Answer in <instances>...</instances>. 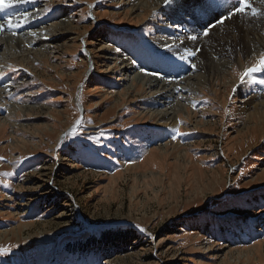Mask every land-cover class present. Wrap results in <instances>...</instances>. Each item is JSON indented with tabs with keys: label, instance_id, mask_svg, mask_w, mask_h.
<instances>
[{
	"label": "rangeland",
	"instance_id": "1",
	"mask_svg": "<svg viewBox=\"0 0 264 264\" xmlns=\"http://www.w3.org/2000/svg\"><path fill=\"white\" fill-rule=\"evenodd\" d=\"M129 2L23 0L0 11V23L15 24L18 5L21 17L34 8L12 30L40 28L34 36L50 41L46 55L0 61V248L9 249L0 264H264V114L248 116L264 95V66L239 78L264 50L224 77L211 73L202 90L181 89L180 78L199 71L175 70L179 44L167 45L187 27L169 41L158 31L173 27L168 9L196 23L186 0L147 13ZM219 2L209 3L211 25L225 19ZM62 19L72 28L50 36L44 28ZM115 53L136 72L171 75L159 109L180 100L179 116H149L156 98L104 59Z\"/></svg>",
	"mask_w": 264,
	"mask_h": 264
},
{
	"label": "bare ground",
	"instance_id": "2",
	"mask_svg": "<svg viewBox=\"0 0 264 264\" xmlns=\"http://www.w3.org/2000/svg\"><path fill=\"white\" fill-rule=\"evenodd\" d=\"M196 1H198L197 4H199L200 3L199 1H201V0H186L184 5H182V11L186 15H190L193 17L192 19L196 22L194 25L189 24V21L185 20L184 18H179L178 15H175L173 17V14H171L172 13L171 10L168 9L167 14L170 15L171 18H173V19L169 18V21H170V23L173 24V27H170L169 22H167L166 25H164L163 29L160 28V31H158V32H160L161 35L164 33L166 36H164L162 38L168 39V41H169L170 39L177 37L178 34L176 32L178 31L180 25L182 27H185V28L187 27V33H186L187 36L186 35L184 36L183 34H179V38L181 37V39L177 38L176 41H175V39H173V40L169 41V43L174 42V44L167 45L168 47L169 46L172 47V46H176V44H179L178 49L176 51V53H179V54H173L174 58H178V60H179V61H176L177 63H175L178 65V67L174 66L175 70H179V71L185 70V69L190 70L192 68L191 73L195 72L197 70L199 71V73H197L195 75H188L187 74L184 76V78H180L181 79L180 80L181 86L180 85L179 86L181 89L184 88L186 90L187 89L190 90V89H192V87H195L196 89H200V90L206 88L207 85L212 81V79L215 78L213 75H211V73H213V74L218 73V74H221L222 77H224V74H226L228 72V68H230V66L234 67V65H236V61L238 63H240L242 61L241 56H243L247 60L248 57H250L254 54H258V53H260V51L264 50V8L262 7L264 5V0H260L263 2V4H258L257 1L260 2L259 0H249L250 6L248 8H251V11L245 10L244 13L237 12V14L232 15L231 18H225L223 20V23H217V21H219V20H214V22L216 21L215 24H213V25H215L214 27H210L211 22L207 23V21L209 19L213 18L214 16H216L215 14L212 13V9H211L212 5H210L211 3L215 4V0H209L208 6L206 7V6L202 5L204 7V9L202 7V9H200V10H198L199 8L197 9L196 8L197 6H195ZM204 1L205 0H203V2ZM136 2L137 3H135L132 0H131V2H129L130 10L134 11V10L144 9L145 12L147 13V11L150 9V7L162 5L164 0H139V1L137 0ZM138 2H139V4H138ZM31 3L33 4V1ZM219 3H221V5H223V8H221V9L223 11H226L225 12L226 16H224V17H228V14H229L228 11H232V10L234 11L235 7H238V4H236L234 6L231 5L232 7L230 6V4H232V3L235 4V0H220ZM15 4H18V3H15ZM173 7H174V5H173ZM23 9H24V6H22V4L18 5L14 10L15 16L21 17L22 15L19 12H21V10H23ZM253 10H255V12ZM5 13H6V11H5ZM141 16H143V14H139L137 17H141ZM62 20L58 21L57 23L56 22L50 23L49 26L45 27L44 29H46L48 31L49 35L53 37V36L57 35V34H55L57 32L64 31V30L68 31V29L72 28V22H69L66 19H62ZM179 22H180V24L177 25V23H179ZM4 23H6V22H4ZM208 27H209L208 34L204 36V34H203L204 29H206ZM23 28H24V26H23ZM38 30H40V28ZM38 30H32L30 32L29 31L24 32V33H21V35H9V36L7 35V36H5V34H0V61L2 59L12 58L11 56H13V55L15 57L21 58L23 55L30 54L33 51L42 52V54L46 55V50H48V47H50V45H47V44H48V42L50 43V41L46 42L47 44H44L43 43L44 41L41 42V39H40V37H42L43 34H39L37 36H34L33 33L37 34ZM5 32H6V30H5ZM41 33H42V31H41ZM11 34H12V32H11ZM30 35L32 37H30ZM190 36L196 37V39L190 40L189 39ZM47 37H49V36H47ZM44 40L47 41L48 39L47 40L44 39ZM181 40H184V42H180ZM168 41H166V42H168ZM32 43H34V46L32 47V49L31 48L27 49L26 46H28V44H32ZM160 43H161V41H160ZM164 45H165V43H164ZM9 47H11V49H8ZM161 47L163 48L162 45H161ZM12 49H14V51L11 52ZM105 49H106L105 47H103V48L101 47L99 52H101V51L104 52ZM189 52H193L195 54L189 55ZM109 54H103V55H106L104 57V59L112 60L115 64L118 63V65H121L120 71L125 76L128 74H131L127 78V80L130 81V84H131L130 86L133 89H137L139 86H142L143 89H146L148 91L147 94H149L150 97L156 98L154 103H153V106L156 107L155 111L148 109L149 110V116H151L156 121L172 119V116H174V115H176L177 117L179 116V112L177 111V109H180V107H179V105L181 104L180 100L177 101L175 99L176 101H170V102L164 101V105H165L166 109L165 108L159 109L160 106L162 107V103L160 102V99H161V96L163 95V93L165 94V96L166 95L167 96L172 95V91H171L172 89L171 88H173V86H174L173 81H175V79L173 80L171 75H169V76L166 75L164 77H161V76H158L156 73L150 74L149 72H144L143 70H141L143 73H141V71H139V70H138V72H136L137 69H136V71H134V67H132V66L130 67V65H133V60H131V62H130V60L126 61V60H124V58H122V56L117 55L118 53L117 54L115 53V56H111ZM141 56H139V57H141ZM182 56L185 57V59H183V60L180 59V57H182ZM220 56H222V57H220ZM136 59H134V61ZM21 60H22V58H21ZM144 61H146V60H144ZM141 64L143 65V63H141ZM136 65H135V67H136ZM147 65L150 67H155V68L157 66V65L156 66L150 65L147 63L143 66L146 67ZM193 65L195 67H193ZM242 65H243V62H242ZM141 67L142 66H140V65L137 66V68H141ZM157 69L159 70L160 68H157ZM178 73L181 74V72H178ZM218 76L219 75H217L216 78H218ZM122 79L125 80L126 77H124ZM210 79H211V81H210ZM193 83H195V84L193 85ZM3 93H5L4 88H3V90H0V100L1 101H3ZM179 95H180V93H179ZM253 98H250L248 100L249 102L246 99H244L243 102H248V103L251 102L252 103ZM253 102H255V101H253ZM249 106H251V105H249ZM263 109H264V95L261 96V100L257 103V105H254L252 111L248 114V116L250 117L251 120L254 118L260 119L262 117L261 114L262 113L264 114Z\"/></svg>",
	"mask_w": 264,
	"mask_h": 264
},
{
	"label": "snow or ice",
	"instance_id": "3",
	"mask_svg": "<svg viewBox=\"0 0 264 264\" xmlns=\"http://www.w3.org/2000/svg\"><path fill=\"white\" fill-rule=\"evenodd\" d=\"M19 2H23V0H0V11H5L6 9L11 8L15 3H19ZM173 3V0H164V4L165 5H171ZM235 3L238 4V7H235L234 12H229L228 17L225 18H231L232 15H234L236 12L239 13H244L245 9L247 7L250 6L249 4V0H235ZM255 12V10H253ZM153 15H155V10L152 13ZM17 22L14 24L12 21V18L9 17L8 20L6 21L7 23V28L9 30H12L13 28H18L20 27L21 23H27L29 20V15L25 14L22 18L21 17H17L16 18ZM217 23H223V19H221L220 21H217ZM215 25H211L210 27H214ZM5 28V24L4 23H0V30H4ZM13 35H16V33L13 31L12 32ZM208 34V29H204V35ZM33 35H35V33H33ZM191 39H196V37H191ZM119 50V49H117ZM195 53L193 52H189V55H194ZM180 59H185V57H180ZM264 66V54H262L258 60V62L250 67L247 68L241 75H240V80L241 82H243L245 80L246 77L251 76L252 73L260 70V68ZM193 67H195L193 65ZM249 83H255L256 81L254 79H250L248 81ZM261 83H264V81H261ZM77 124L80 123L79 120L76 121ZM75 129H72L70 135H75ZM176 135H183L182 133H180L178 130L176 132ZM176 136H173V139H175ZM141 231H143V229H141ZM9 251V249L6 248H0V254H4L5 252Z\"/></svg>",
	"mask_w": 264,
	"mask_h": 264
}]
</instances>
